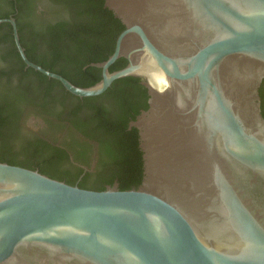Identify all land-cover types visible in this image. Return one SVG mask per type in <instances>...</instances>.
<instances>
[{"label": "water", "instance_id": "95a60500", "mask_svg": "<svg viewBox=\"0 0 264 264\" xmlns=\"http://www.w3.org/2000/svg\"><path fill=\"white\" fill-rule=\"evenodd\" d=\"M104 5L125 28L88 88L30 62L14 19L0 23L27 68L75 97L140 79L142 182L91 191L0 162V264H264V0ZM170 166L173 180H156Z\"/></svg>", "mask_w": 264, "mask_h": 264}, {"label": "trees", "instance_id": "16d2710c", "mask_svg": "<svg viewBox=\"0 0 264 264\" xmlns=\"http://www.w3.org/2000/svg\"><path fill=\"white\" fill-rule=\"evenodd\" d=\"M6 4L0 19L13 16L20 44L27 59L43 69L56 73L77 87L88 88L101 80V70L92 64L106 61L114 52L116 39L124 30L121 22L105 7L104 0H0ZM41 11L37 12V8ZM4 27L7 30L4 31ZM0 41L7 42L15 58V67L9 74L18 77L19 90L6 94L0 102V162L37 170L47 177L73 186L77 174L65 175L58 166L67 162V156L40 141H20L17 133L3 135L2 130L15 120L10 118L8 107L15 102L49 100L72 105L70 114L77 115L75 126L85 136L99 144V169L92 181L82 179L79 188L92 185L97 191L117 183L120 191L136 189L143 178L142 152L135 128L128 129L138 109L147 108L146 89L140 79L126 77L115 80L102 95L78 98L63 86L33 69H25L12 36L9 24H0ZM127 61L120 58L109 72L123 69ZM261 111L264 116V81L259 90ZM6 98L8 100H6ZM13 101V102H12ZM78 113H82L79 115ZM13 130V126L9 131ZM19 149L18 157L7 156V150ZM57 166V167H56Z\"/></svg>", "mask_w": 264, "mask_h": 264}, {"label": "flooded vegetation", "instance_id": "af4514ba", "mask_svg": "<svg viewBox=\"0 0 264 264\" xmlns=\"http://www.w3.org/2000/svg\"><path fill=\"white\" fill-rule=\"evenodd\" d=\"M5 7L6 4L1 1L0 12L1 10H4ZM36 11H41V8L38 7ZM7 19L14 18L13 16H10ZM120 22L124 27L122 21ZM5 30H7V27H4V31ZM12 50H14L12 49V47L11 50L8 48L7 42L0 41V102H3L5 100L4 98L6 97V94H15L23 88L22 86H18V77L14 74H9L10 68L15 67V58L14 56H12ZM16 52L18 53L17 49ZM26 69L27 67L25 66L24 70ZM261 85L259 86L258 94ZM23 90L24 92L28 91L26 88H23ZM6 100L8 99L6 98ZM146 104L148 108V98L146 100ZM147 108H139L137 116H139L141 112L147 110ZM71 109L72 105L65 104V106L62 107L59 102L53 101V103H51L47 99L41 101H29L27 99V101H22L21 103L15 102L10 107H8L7 113L10 118H13L15 120V122L10 124L11 126H13V130L9 131V128L11 126L6 127L2 130V133H4L3 135H9V133L14 134V132L16 131V126H18L17 133L21 136V139H19L20 141L25 140V142H28L37 140V142H44L56 149H59L65 154V156H67V162L58 166L59 171H62L67 176L78 173L76 182L73 186L79 187V183L82 181V179L87 178L88 180L92 181L98 172L100 157L99 144L95 140L85 136L80 130L77 129L75 123L77 122L78 118L77 115L70 114ZM259 110L261 116L264 118L261 111L260 94ZM78 114L82 115V113ZM137 116L135 117V119L137 118ZM134 120H129V130L134 128L130 126V123ZM7 152V156H13L14 159L20 160L22 158V156L18 157L20 151L15 147L13 149L9 148ZM114 184L117 183L114 181L113 185ZM107 187L108 186H106V188ZM82 189L97 191L93 188L92 185H87Z\"/></svg>", "mask_w": 264, "mask_h": 264}, {"label": "bare ground", "instance_id": "6f19581e", "mask_svg": "<svg viewBox=\"0 0 264 264\" xmlns=\"http://www.w3.org/2000/svg\"><path fill=\"white\" fill-rule=\"evenodd\" d=\"M150 74H152L151 77H150L151 83L153 85H155L157 88L161 89L164 86L163 77L160 74L156 73V72L155 73H150ZM166 149H167V147H166ZM166 164H168V161H167ZM168 165H166V166H168ZM173 172H174V170L171 168V166H170V168L167 167L164 171L158 172V174H157L158 177L156 178V180H158V179L160 180L162 178V176H163L164 178H166L167 181L171 182L173 180V178H174V175H172ZM173 183H177V182H173Z\"/></svg>", "mask_w": 264, "mask_h": 264}]
</instances>
